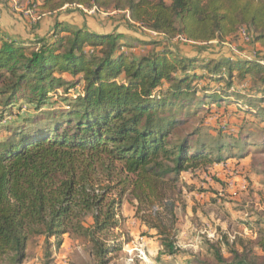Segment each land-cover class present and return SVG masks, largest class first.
Masks as SVG:
<instances>
[{
	"label": "trees",
	"instance_id": "1",
	"mask_svg": "<svg viewBox=\"0 0 264 264\" xmlns=\"http://www.w3.org/2000/svg\"><path fill=\"white\" fill-rule=\"evenodd\" d=\"M38 7L125 10L129 28L163 39L63 22L45 36L0 29V264H23L38 237L42 264H52L65 234L88 242L89 264H109L122 250L113 231L123 226L127 194L138 202L142 234L157 244L152 263L264 264L261 212L249 211L253 239L224 233L194 251L179 243L175 200L164 191L183 171L245 157L247 144L264 149V0H43ZM241 29L262 61L185 55L170 45L222 44ZM136 46L148 49L131 53ZM210 105L256 119V142H241L242 131L228 143L206 142L198 127L183 131L186 113Z\"/></svg>",
	"mask_w": 264,
	"mask_h": 264
},
{
	"label": "rangeland",
	"instance_id": "2",
	"mask_svg": "<svg viewBox=\"0 0 264 264\" xmlns=\"http://www.w3.org/2000/svg\"><path fill=\"white\" fill-rule=\"evenodd\" d=\"M42 2L43 0H0V29L9 34L32 37L50 34L57 22L85 25L92 30L106 32L127 31L129 28L127 25L130 22L125 10L109 8L104 11H80L71 7L53 14L40 10L38 6ZM129 31L147 39H163L161 35L138 25L129 28ZM170 45L185 55L244 56L263 60L259 48L241 36L240 30L222 44H193L180 38L173 40ZM147 49V46H136L131 53H142ZM196 71L201 73L200 70ZM235 88L242 92L241 87ZM218 90L222 92L221 89ZM69 93L74 94L73 90ZM210 106L208 109L186 113L190 122L183 131L198 127L199 136L208 143H215L217 140L228 143L236 138L234 134L242 131L241 142L248 139L256 142L259 125L256 119L252 122L245 120L241 112H233L238 108L235 106ZM232 152H240V149L236 148ZM245 154L243 158L231 157L211 166L183 171L176 180L165 181L166 195L175 200L180 230L178 241L183 247L199 251L205 246V239L216 240L224 233L230 234L234 241L251 240L255 237L257 229L249 211L255 212V215L261 212L264 216V149L258 150L255 145L247 144ZM125 199L120 209L124 218L123 226L113 231L122 240L123 246L119 253L112 255L109 264H154L149 255H154L157 244L142 234L145 229L139 219L140 213H136L137 200L130 194ZM140 238L143 239L142 245ZM54 240L51 238L50 242ZM42 246L41 237L33 238L23 264H42ZM89 261V244L84 238L65 234L60 247H53L52 264H89Z\"/></svg>",
	"mask_w": 264,
	"mask_h": 264
},
{
	"label": "built area",
	"instance_id": "3",
	"mask_svg": "<svg viewBox=\"0 0 264 264\" xmlns=\"http://www.w3.org/2000/svg\"><path fill=\"white\" fill-rule=\"evenodd\" d=\"M240 34H241V36H244L245 39L251 40L252 35L251 34H248L245 29H241L240 30ZM229 236L231 237L230 234H229ZM140 241H141V244L140 245H142L143 244V239L140 238ZM140 252L143 253L142 251H140Z\"/></svg>",
	"mask_w": 264,
	"mask_h": 264
},
{
	"label": "crops",
	"instance_id": "4",
	"mask_svg": "<svg viewBox=\"0 0 264 264\" xmlns=\"http://www.w3.org/2000/svg\"><path fill=\"white\" fill-rule=\"evenodd\" d=\"M3 31V30H2ZM4 32V31H3ZM4 33H6L7 35H9V36H13V35H20V36H23V34H9L8 32H4ZM121 214H122V212H121Z\"/></svg>",
	"mask_w": 264,
	"mask_h": 264
}]
</instances>
